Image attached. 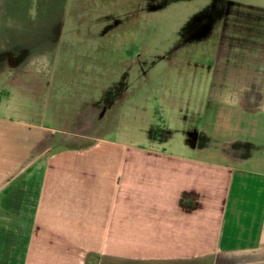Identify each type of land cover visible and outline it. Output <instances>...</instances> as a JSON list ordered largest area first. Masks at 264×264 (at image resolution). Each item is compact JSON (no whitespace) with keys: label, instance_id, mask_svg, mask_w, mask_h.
<instances>
[{"label":"crops","instance_id":"1","mask_svg":"<svg viewBox=\"0 0 264 264\" xmlns=\"http://www.w3.org/2000/svg\"><path fill=\"white\" fill-rule=\"evenodd\" d=\"M136 5L0 0V264H264V37L192 15L196 92L140 116Z\"/></svg>","mask_w":264,"mask_h":264},{"label":"rangeland","instance_id":"2","mask_svg":"<svg viewBox=\"0 0 264 264\" xmlns=\"http://www.w3.org/2000/svg\"><path fill=\"white\" fill-rule=\"evenodd\" d=\"M75 2L79 4L80 0H75ZM84 2L90 5V3L94 4L95 0H84ZM136 4L137 37L143 32L146 34L145 38H136V42L130 46L131 54L136 58V61H140V65H145L144 69L146 70V75L141 74L142 72L138 68L135 72L137 114L140 116H144L150 111L157 113L155 115L157 118L160 115L167 116L169 109L162 107V97L193 92L197 84L194 79L197 77V73L191 71V67L196 63L192 56L179 59V31L185 27L186 21L192 15L200 13L201 15L211 14L219 15L221 18L225 17V24L230 25L233 32H236L241 26L242 31L248 35V42L253 45L254 50L251 52L253 56H255L256 42L260 37H264V29L256 26V21L261 16L264 17V0H146L145 10L142 7L143 0H136ZM139 17H143L146 23L139 26L141 24ZM244 24L247 25L243 26ZM257 25L259 24L257 23ZM234 36L236 39V35ZM231 41L234 44V39ZM248 54L250 55V53ZM176 65H179V82L176 79ZM242 66L247 67L249 76L254 78L257 65H253L252 62V65ZM166 67L169 68V75L164 76ZM92 78L97 80V77L92 74L86 77L82 76L83 82L93 80ZM98 79L101 80L100 77ZM197 86L200 88L198 93L204 94L202 83ZM81 89L83 90V88ZM190 111L195 110L193 108ZM248 124L250 128L247 132H251L255 124H251V121ZM192 127L193 125L190 124L186 128L192 129ZM219 129H222V124L219 125ZM104 264L131 263L104 261ZM204 264L224 263L221 259L216 263Z\"/></svg>","mask_w":264,"mask_h":264}]
</instances>
